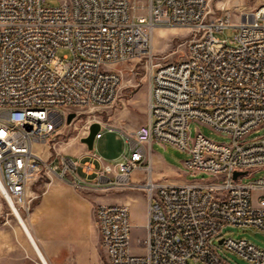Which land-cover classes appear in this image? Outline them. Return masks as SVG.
I'll return each instance as SVG.
<instances>
[{
  "label": "built area",
  "instance_id": "obj_1",
  "mask_svg": "<svg viewBox=\"0 0 264 264\" xmlns=\"http://www.w3.org/2000/svg\"><path fill=\"white\" fill-rule=\"evenodd\" d=\"M220 9L212 0H59L56 6L0 0V198L9 208L11 199L20 210L29 185L49 173L79 191H143L145 237L136 247L129 206L96 205L106 264H230L215 240L249 264H264V249L221 234L227 224L264 232V177L242 179L264 167V133L251 137L264 127V0L252 8ZM158 26L190 31L176 61L156 60L152 37ZM225 28L234 30L228 43L214 36ZM59 49L67 54L58 56ZM141 61L150 80L148 115L123 134L127 153L114 162L92 151L77 159L41 157L36 144L74 124L81 110L112 106L124 66ZM176 65H186V73L176 74ZM180 95H187V105H177ZM70 112L75 116L67 123ZM98 122L95 139L105 126ZM191 122L224 133L228 141L201 132L191 138ZM154 141L186 152V172L206 177L155 179ZM234 172L240 173L234 178ZM27 264L46 263L36 252Z\"/></svg>",
  "mask_w": 264,
  "mask_h": 264
},
{
  "label": "rangeland",
  "instance_id": "obj_2",
  "mask_svg": "<svg viewBox=\"0 0 264 264\" xmlns=\"http://www.w3.org/2000/svg\"><path fill=\"white\" fill-rule=\"evenodd\" d=\"M260 2L261 0H212V6L219 12L221 11L220 8L236 11L239 8L255 7ZM44 4L46 6H56L59 4V0H44ZM233 35L234 30L232 28H225L222 32H214L215 37L227 43L232 39ZM190 37V31L180 26L156 27L153 30L152 37L153 54L157 57L156 60L176 61L183 55L185 49L184 42ZM64 54H67V51L64 49L57 51V55L60 57ZM117 68H122V66L119 65ZM149 81V76L146 74L143 61L137 63L135 66H124L120 90L112 106L95 107L92 109L85 108L81 110L82 112L74 124L60 128V132L50 139L47 144H36L34 147L46 161H50L57 153L77 159L79 156H83L82 148L85 145L80 142V136H82L85 130L86 123L91 120H98L105 126L102 127L101 138L95 139L94 141V155L100 156L107 162L116 161L122 152H128L123 133L131 134L147 120ZM108 127L112 129H108ZM188 130L191 138L197 132H201L214 141H228L224 133L216 132L208 126L197 122H191ZM263 133L264 127L260 128L257 132H253L251 137L259 136ZM149 151L153 160V177L155 179L169 183H178L206 177L203 174L193 175L186 172L183 161L188 157V154L180 151L171 144H162L154 141L149 146ZM56 162L59 163L58 157L54 160V163ZM95 162L97 164V161ZM40 171H43V166ZM262 177H264V167L254 170L250 174L243 176L242 179L243 181H251ZM81 193L92 203L90 231L93 234L90 245L85 251L82 264H105L104 251L96 244L98 231L95 223L96 205L102 196L108 203L118 202L115 198L118 195L125 196V199L128 201L127 205L129 206L133 223L131 232L132 246L136 247L138 245L137 239L140 241L143 240L145 237L144 224L147 220L146 198L143 191L122 190L108 193L82 191ZM41 197L42 191L35 190L34 193L26 197L23 207L19 210L29 227L32 214H36V205L39 203ZM19 227L20 225L9 206L0 198V263L2 264L12 263L11 258L17 256L19 253L21 256L24 254L22 245L27 247V242L24 240L23 234L18 231ZM221 234L224 237H232L234 239L245 238L261 249H264V232L253 226L227 224L222 228ZM214 243L218 245V251L221 256L230 264H249L235 253L225 250L218 244L217 240ZM138 252H142V249H139Z\"/></svg>",
  "mask_w": 264,
  "mask_h": 264
},
{
  "label": "crops",
  "instance_id": "obj_3",
  "mask_svg": "<svg viewBox=\"0 0 264 264\" xmlns=\"http://www.w3.org/2000/svg\"><path fill=\"white\" fill-rule=\"evenodd\" d=\"M108 129L112 128L108 127ZM91 153L94 154L93 151ZM82 155L89 156L86 146L82 148ZM35 190L42 191V197L36 205V214H32L30 229L47 262L49 264H82L93 235L90 231L92 203L83 196L82 191L54 173H49V176L42 175L32 182L26 190L27 196ZM115 198L118 201L115 203L127 204L128 202L123 195ZM99 199L98 203H108L103 196ZM18 231L23 234L27 247L22 245L24 254L21 256L19 253L14 256L11 262L27 264L36 258V252L20 227ZM97 231L96 244L103 249L98 228Z\"/></svg>",
  "mask_w": 264,
  "mask_h": 264
},
{
  "label": "bare ground",
  "instance_id": "obj_4",
  "mask_svg": "<svg viewBox=\"0 0 264 264\" xmlns=\"http://www.w3.org/2000/svg\"><path fill=\"white\" fill-rule=\"evenodd\" d=\"M186 73V65H176V74H183ZM177 105H187V95H180L177 97ZM43 164H35V171H40L42 168ZM10 208H11V212L12 214L16 217L22 231L24 232V234H27V238H29V242L33 247V250H35L40 257L42 258V260H44V262L46 264H49L44 256V254L42 253L38 242L36 241L35 237L33 236L31 229L29 227V225L27 224V222L25 221V219L23 218V216L21 215L20 211L18 210V208L16 207V205L12 202V200L10 199ZM25 230V231H24ZM26 232V233H25Z\"/></svg>",
  "mask_w": 264,
  "mask_h": 264
},
{
  "label": "water",
  "instance_id": "obj_5",
  "mask_svg": "<svg viewBox=\"0 0 264 264\" xmlns=\"http://www.w3.org/2000/svg\"><path fill=\"white\" fill-rule=\"evenodd\" d=\"M75 116L74 112H70L67 115L66 122L69 123L71 119ZM101 129V124L98 121H94L88 126V133L80 138V142L86 146L88 151H93L94 141L96 133ZM240 172H234L233 177L235 178ZM221 241V240H220Z\"/></svg>",
  "mask_w": 264,
  "mask_h": 264
}]
</instances>
